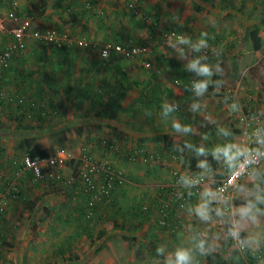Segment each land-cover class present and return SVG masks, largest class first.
I'll return each mask as SVG.
<instances>
[{"label":"rangeland","instance_id":"374dc122","mask_svg":"<svg viewBox=\"0 0 264 264\" xmlns=\"http://www.w3.org/2000/svg\"><path fill=\"white\" fill-rule=\"evenodd\" d=\"M15 1L18 10L22 7V2L28 5L34 0ZM139 2L141 12L135 16L125 5L117 1L81 0L79 3L78 0H65L60 6L68 18L61 25L66 24L67 28L78 29L83 24V27H80L83 28V37L98 45L114 41L150 46L149 52L123 59L130 61V67L134 64L136 72L148 73L155 76L154 79H164L162 83L165 89L170 84L175 87L181 85L182 74L195 75L203 79L211 75L205 91L196 88L192 93L202 92L203 102L199 106L208 109L213 104L214 108L217 107L214 112L215 124H219L226 131L221 133L224 144L233 145V128L242 131L244 127L243 118L239 119L237 116L236 120L233 118L234 108L237 111L243 110L244 115L246 107L250 106L249 110L254 111L262 120L264 130V28L259 30L258 35L263 48L258 51L251 50V54L244 53L245 47L253 44L254 38L251 39L247 33L254 24L259 23L264 13V0H212L209 4L200 0H139ZM8 8L7 3L0 0V15H4ZM75 8L83 13L82 16L78 15L77 22L76 18L72 19L77 13ZM9 27L10 25L7 29ZM77 34L74 36L82 37ZM7 36V30L0 31V49ZM202 40L203 45L200 43ZM32 43L38 45L32 37H28L26 47L17 52V55L23 56L30 51ZM79 49L83 50V55L94 52L90 48ZM30 55L28 53V61L23 60L19 67L17 61H12V57L0 76V90L4 94L0 97V203L6 200L3 213L0 214V225L2 223L1 227H4L3 232L14 228V236L5 234L2 239L0 264H47L51 261L55 264H176L177 250H186L189 253L188 264H215L213 258L207 257L211 245H214L211 242L216 241L219 243L221 258L230 264H243L241 252L237 250L233 240V231L244 238L248 254L253 253L248 264H264V203L256 199L257 196L264 197V167L255 171L254 175L252 173L253 178L248 175L242 179L241 187L239 185L238 190L234 192L233 203L229 209H225L216 201L217 196L214 192L215 179L223 177L229 168L223 161V156L221 155L219 160L226 165H222L219 171H214L213 175L207 172V169V171L200 169L203 176L198 192L188 204L177 208L180 218L189 216L187 219L189 223L186 222L178 228L184 236L179 237L182 241L177 240V247L170 242L162 243L161 241H164L162 234H158L153 228L147 229L146 224L140 223L134 225V232L124 231L130 237H134L132 246L122 240L121 220L130 216L135 208L142 209V212L145 207L148 209L147 204L143 202L128 203L118 208L117 202L93 199L91 194L86 193L79 185L71 196H67L66 190L56 184L34 183L27 171L17 173L19 158L22 155L19 139L24 135L31 136L40 148L48 151L49 155H54L61 149L69 152L71 159L68 160L67 169L70 171H74L78 156L85 154L108 161L111 165L112 160L121 161L125 164L126 170L138 169L142 172L150 165L155 169L168 167L170 173L161 178L160 185L166 186L178 181L180 187L177 188V196L181 198L185 190L192 189V185L186 182V179L193 170L182 163L180 153L171 155L169 159L163 154L159 158L152 155L154 157L149 161H143L142 152L139 157L134 156L135 159L130 157L129 153L139 147L144 152L147 146L156 152L161 147L158 134L149 137H134L131 134L135 130L132 128L134 125H138L139 135L147 134L152 128L148 129L142 122L133 125L124 120H109L111 124L118 125L116 127L121 131L129 132L125 135L118 130L113 131V126L106 125V121L103 120L97 123L95 120L86 119L78 121L72 111L81 106L80 97L70 98L64 94L53 97L58 98L53 104L52 96H45L43 93H48L47 89L49 91L53 89L48 86L47 78H43V75L34 69L44 62V58L38 56L39 63H35ZM145 60L149 63L148 68L141 64ZM234 60L243 68L239 67L235 82L230 83L228 78ZM193 62H198L195 68L192 66ZM44 66L42 64V67ZM200 66H207L210 74H200L198 72ZM244 69L246 72H243ZM243 73L251 79H240L239 76ZM164 99L165 111H162L161 115L165 125L174 124L179 116H183L184 122L179 131L171 125L166 128L178 138L185 128L192 127L191 121L196 119L194 116L197 112L186 110L184 102L175 101L172 93L164 96ZM32 102L33 108L40 112L39 117L32 111L29 113L26 110L28 107L25 108V104L29 106ZM172 104L175 106H171ZM168 109L171 110L167 111ZM68 111L72 112L69 118L66 116ZM199 115L205 119V110L200 109ZM24 123L32 126L30 131L17 128ZM262 134L264 135V131ZM199 138H203L206 144L210 143L209 139L213 142L220 141L218 131H211L209 134L207 131L203 132ZM147 139L150 140V144L149 141L145 144ZM200 146L199 143L193 145L198 152L196 155L199 156H205L220 147L217 145L214 149H209L203 143ZM201 148L204 149L203 153L199 151ZM164 161L170 162L166 165ZM173 165H177L178 171L171 168ZM116 170L123 172L122 169ZM135 174L138 175L133 172L131 174L133 178H127L129 183L154 184V180L151 181L149 178L147 180L146 177L141 180ZM11 188L18 191V194L10 196V192L13 191ZM44 188L49 190L46 191ZM143 195L142 192L140 197ZM197 197L198 212L206 211V218L198 214V217L203 218L204 226L198 225L196 220L191 218L190 213H187L190 209L186 211ZM249 201L255 204L252 212L255 219L240 215L241 208ZM44 207L50 211L43 222L38 224V216ZM157 213H160L159 210ZM155 226L156 229L161 228L159 222ZM102 232L103 235L97 237V234ZM91 238L95 240L92 245ZM201 241L204 242L203 251L199 247ZM159 244H163L169 253L165 260L156 252ZM71 257H75V260L70 259Z\"/></svg>","mask_w":264,"mask_h":264},{"label":"crops","instance_id":"0c3cea01","mask_svg":"<svg viewBox=\"0 0 264 264\" xmlns=\"http://www.w3.org/2000/svg\"><path fill=\"white\" fill-rule=\"evenodd\" d=\"M36 1L37 0H34L32 3H29L28 5H24L26 3H23V2L22 4L20 3L22 7L21 8L19 7L17 11L19 12L20 15L33 14L31 13L32 12L31 8H33L32 5ZM44 1H45V6L43 7V14L38 17L36 16V21H35L36 26L40 25L43 28L46 26H50V25L55 26L62 32L71 34L72 36L79 33L77 35L82 36L79 38H86L89 40V38L83 37V28H80V27H83V24L80 27H78V29H75L74 27H72V29L67 28L65 26L66 24L61 25L62 22L67 21V18H68L66 12L60 6L65 0H44ZM80 1L81 0H78L79 3ZM112 1H117V0H112ZM79 3L77 4L78 6H80ZM80 7L82 8L81 10H83V7L82 6ZM76 9L78 10V8H75V10ZM77 10H76L77 13H75V16L72 17L73 20H75L74 18H76V22L79 19L78 15L79 16L83 15L81 11H77ZM262 16H264V13ZM46 19L48 21L45 22ZM89 27L90 25L87 26V28ZM260 30H263V27H261ZM247 34L252 39V32H248ZM254 42L255 41H253V43ZM41 44L42 43H38V45L34 43L30 44V51H27L26 53H24L23 56H20L19 54L17 55V53H14L12 55L13 57L12 61L13 62L17 61V64H18L17 66L19 67V64H21L23 60L28 61V58H29L28 53L31 54L30 57L34 59L35 63H39L37 58L38 56L40 57L42 56L44 58V62L40 63L39 67H34V69L36 70L38 74H42L43 78H47L49 82L48 86H50V88L53 89L52 91H49V89H47L48 93L47 92H43V93L45 94V96H52L51 99L57 96H64V94L69 95L70 98L80 97L81 98L80 105L82 106V109H81V106H78L77 109H73L72 111L76 114L78 121H83L86 119V120H95V122L97 123L98 121L103 120V121H106V125L113 126V128L118 125L111 124L109 120H113V121H115L116 119H119L121 121L124 120L126 122L128 121V123L133 124V125L134 123L139 124L140 122H142V124H145L148 127V129L152 128L151 131L148 130L147 134L139 135V133H137L138 125H134L132 128H134L135 130L131 134L134 137H137V136H144V137L148 136L149 137L151 135L158 134V137H159L158 139L160 140L161 147L157 149V152L154 149L152 150L150 146H147L144 148L145 152H147L148 154L156 155L157 158H159V156L163 154L165 158L169 159L171 155L175 153H180L182 155L181 156L182 163L186 167H189V169L192 166L189 163V157L192 155L194 157H197L193 165H198L197 168L199 169H204V170L207 169L208 171L207 170L206 171L209 172L211 175H213V172H211V169H210L212 165L215 164V167H214L215 172L217 170L219 171V168H221L222 165L223 166L226 165L222 163L221 160H219L220 158H217L216 156H214V150L205 156H199V155H196L198 152L196 148L193 147V145L198 144V143H199V146L200 144L203 143V145L209 149L211 148L214 149L217 145H220L219 148H223L224 146H226V143L224 144L222 136H221V133H224V132L226 133V131H224L223 127L220 126L219 124H215L216 113L214 112L217 110V107L214 108L213 104L210 105L208 109L207 107L204 108L202 106H199V104H202L201 102H203L201 93L208 88L207 83H209V81L211 80V75H208L206 79L200 78L199 76H195V75L194 76L180 75V80L182 82L181 85L179 84V86L175 87L170 84L168 85L169 87H167L168 89L167 88L165 89L163 87L164 84L162 83L164 82V79H160V78L154 79L155 76H152L148 73L146 74L143 72L134 71V68H133L134 64H132V66L130 67V64H131L130 61H126L119 55L111 54L109 57L103 58L99 55L98 51L94 49H91L94 51L93 54L83 55V50L79 49L82 47H79V48L78 47H72V48L66 47V48L57 49L52 45H44V44L41 45ZM260 45L261 47L259 49L258 48L256 49L254 44H251L250 47L246 46L244 53L251 54V50H255V51L261 50L263 48V44L261 40H260ZM78 51L80 52L77 54ZM25 55H27V57H25ZM17 56H20V58ZM118 57H121V58H118ZM212 60L214 59L212 58ZM42 64H44L45 66L42 67ZM135 67H138V66H135ZM239 67L240 69L243 68L237 62V71H239ZM243 72H246V69H244ZM230 75L231 73L229 74V78H228L229 82H230L229 80ZM239 78L243 80L251 79V78H248V76L245 73L240 75ZM235 80L236 79L234 78V82ZM191 81H196L197 82L196 86L204 82L206 83V87L204 90H202L201 93L194 94L192 93V91L196 89L197 87L193 86ZM170 93H172V95L176 98L175 101L180 100L181 102H184V107L186 110L189 109L190 111L191 109L194 113L197 112L196 116H194L196 119L195 120L192 119L191 121L193 123L192 127H190L188 131L186 132L184 131L183 134H181L180 137L178 138L166 130L168 125H171V127H173V124L168 123V125H165V121H163L164 118L161 115V112L165 111V109H163V100H165L164 96H166L167 94L169 95ZM156 95H158V97ZM53 100H54L53 101V104H54L58 100V98H54ZM171 106H175V105L172 104ZM200 109L205 110V114H206L205 119H202V117H200L199 115ZM153 111H157V112L153 113ZM68 112L69 113L66 116L69 118L72 112L71 111H68ZM102 112L113 115V118L107 119V118L101 117L100 113ZM233 113H234L233 117L237 116L238 118L242 116L243 110L237 111V109L234 108ZM81 114L82 116H80ZM130 121H132V123ZM183 122L184 121H183L182 115L179 116L178 119H176V124H179L180 126H182ZM117 130L119 133L123 132L120 129H114L113 131L116 132ZM206 131L208 134L211 131H214V132L218 131L220 141L213 142L211 141V139H209L210 143L206 144L203 138H199L200 135H203V132H206ZM123 133L127 135V133L129 132L127 131ZM187 133H190L192 135H188ZM176 134L178 133L176 132ZM164 135H171L174 140L180 139L182 141H185L187 144V149H185V151L178 150L177 152H165L162 148ZM232 140H233V145L236 148H243L242 131H240L239 128L237 129L233 128ZM147 141H149V144H150L149 139L145 140V144H148ZM140 148L141 147L137 148L136 151L130 152L129 154H134L136 158L139 157L138 155H140V151H139ZM233 150L235 151V148ZM153 153H156V154H153ZM184 154L186 155V157ZM120 155L122 154L120 153ZM210 155L215 160V163H211V160L209 158ZM163 156L162 158H164ZM148 159L151 160L152 157L151 158L148 157ZM202 159L203 161H201ZM169 162L170 161H164L163 163L167 165V163ZM112 163L116 169L117 168L122 169L123 171L122 173L125 176L126 180L127 178L128 179L133 178L131 175L133 174V172L138 173V175L135 174V176L140 177L141 180L143 177H146L147 180L148 178L151 181L154 180V184L149 183V182H144L138 185L129 183L127 180V184L123 188L116 190L113 193L115 195L113 202H117V204L119 205L118 208H120V206H123L125 204L134 203V202H136V204L138 202L139 204L144 203V204H147V206L149 207L148 209H146L145 207L146 211H148L149 213L148 216H146V214L145 215L141 214L138 208L137 209L135 208L133 209L134 211L130 216H128L127 218H123V220H121L120 224L123 225V222L124 224H127V225L133 224V226L138 223L146 224L147 229L153 228L154 230H156L158 234H162L161 236L164 240V241H161L162 243L170 242L173 246L177 247L178 246L177 240L182 241V239L179 237L184 236V234H182L181 231H178L179 230L178 228L182 227L186 222H188L187 221V219H189L188 215L185 217H181V219L173 215L172 219L179 220V222L172 221V219L170 218V221H172L173 226L165 230L162 227L156 229V226H155V224L160 219V213H157V210H159V204H161V199L166 198L165 197L167 196L166 191L168 190L167 186H169V185H166V186L160 185L159 181H161V178H163L164 176H167L170 173L168 167H164L167 169H162V167L161 169L160 168L155 169V168H152V165H150L149 168L143 169L141 172L138 169L134 171L132 169L126 170L125 164H123L121 161L112 160ZM171 168L174 171L175 170L178 171L177 165H173ZM202 176H203V173H202ZM249 176L253 178L252 174ZM174 183L180 185L178 181ZM169 184L171 185L173 184V182ZM75 188L76 186H74V188L69 190L68 192L72 194ZM142 192L144 195L140 197V194ZM66 195L68 196V194ZM169 198L170 196H167V200ZM135 199H137V201H134ZM198 201L199 199L197 197L195 201L193 200L190 203L186 211L190 209V212H187V213H190L191 218H194L198 225L204 226V223L202 222L203 218L198 217V209H197L199 207ZM232 203H233V199L230 203V208H231ZM170 204H173V201H171ZM186 211H184V213ZM138 213L140 214L138 215ZM168 217H172V216L166 215V218ZM129 227L131 226L129 225ZM124 231L125 230H122L123 234H125ZM164 231H167V233ZM122 240L124 239L122 238ZM211 244H214V245H211L212 247L219 248V245H218L219 243L217 241L211 242ZM157 248H158V250L156 251L157 254L159 256L160 255L163 256L164 257L163 259L165 260L169 253L165 250V248L163 247V244L161 245L159 244Z\"/></svg>","mask_w":264,"mask_h":264},{"label":"built area","instance_id":"2783aa9c","mask_svg":"<svg viewBox=\"0 0 264 264\" xmlns=\"http://www.w3.org/2000/svg\"><path fill=\"white\" fill-rule=\"evenodd\" d=\"M7 3L9 6L7 12L4 15H0V31H6L8 37L0 49V76L3 71L8 67L11 57L14 53L22 51L27 45V38L32 37L37 43H42L44 45H52L57 49L66 47H82L97 50L99 55L103 58L104 53L107 52V57L111 54H116L122 58L133 57L138 54H143L149 52L150 46L148 45H133L129 43H118L114 41H106L101 45L93 43L91 40L86 38H79L72 36L71 34L60 31L55 26L37 27L35 25L36 17L33 15H20L16 10L15 0H1ZM100 2H108L111 0H99ZM121 2L129 11L137 16L141 12V5L139 0H117ZM10 25L9 29L7 26ZM142 66L145 68L149 67L147 60L143 61ZM3 96V93L0 92ZM248 107V106H247ZM245 114L239 117L243 118L244 127L242 130V140L243 148L255 149L259 147L256 143L257 135H263V122L254 111H250V106L247 108ZM236 120V117H233ZM143 161H148V157L151 155L143 154ZM134 154L130 157L135 159ZM20 161L17 166V173L22 174L25 171L31 174L32 182H37L41 180H51L56 185L68 189L74 185H79L86 193H90L93 199L103 200V198H109L111 193L116 190L123 188L127 184V180L122 172L116 170L113 165L108 161L95 159L92 157L82 156L79 159L80 163L77 170L70 171L67 169L68 160L71 159L69 152L64 150H59L57 153L51 156H34L30 157L28 155L22 154L20 156ZM243 157H240V162H243ZM264 167V157L258 158L256 163L244 169L241 167L239 171L236 172L235 178L232 175V169L228 168L226 174L219 178L217 184L214 188V192L217 196L216 201L220 202L225 209L230 208V203L233 199L234 192L238 189L239 183L242 179L255 171ZM202 180L199 178V174L189 176L186 182L196 188V193L198 192V186ZM178 184H171L167 186L171 188L169 192L171 200H176L175 196L178 195L177 188ZM183 202L180 204L184 205L187 201L181 199ZM105 201H110L106 199ZM174 202V201H173ZM169 203V204H170ZM6 205V200L0 203V210H2ZM170 208L172 204L169 205ZM179 206V207H180ZM178 206H176L174 216L179 217ZM160 215L166 214V210H159ZM160 223L165 222L164 220H159ZM234 243L238 251L241 252L243 264H248L252 258V254L249 255L245 247L244 239L241 236H236L233 238Z\"/></svg>","mask_w":264,"mask_h":264},{"label":"trees","instance_id":"16d2710c","mask_svg":"<svg viewBox=\"0 0 264 264\" xmlns=\"http://www.w3.org/2000/svg\"><path fill=\"white\" fill-rule=\"evenodd\" d=\"M200 1L203 2V3L209 4V3H211L212 0H200ZM32 6H33V8H31V11H32L31 13H33V14H30V15H33L35 17L36 16L37 17L41 16L43 14V7L45 6V1L44 0H37L35 3H33ZM260 26H262L264 28V16H262L261 19H259V23L258 24H254V26L249 31V32H252V39L254 38V41H255L253 44H254L256 49L257 48L259 49L261 47L259 36H258L259 35V30L261 28ZM236 71H237V62H236V60H234L231 63V70H230L231 75H230V79H229L230 83L234 82ZM182 75H185V74H182ZM191 83L193 84V86H196V84H197L196 81H191ZM0 92H1V90H0ZM3 96H4V94H3ZM0 97H2V95H0ZM33 104H34L33 102L29 103V106H26V104H25V108L28 107V108H26V110L29 111V113H30V111H32L34 114H36V116L39 117L40 112H39L38 109L35 110L33 108ZM100 116L104 117V118H107V119H112L113 118V115H111L109 113H104V112L100 113ZM17 128L23 129L25 131H30L32 126H30L29 124L24 123V124H21V125L17 126ZM112 129L114 130V129H118V128L114 127ZM19 140H20V151H21L22 154L28 155L30 157H34V156H51V155H49L48 151L45 148H40L34 142V139L31 136H24L23 135ZM162 145H163L162 148H163V150L165 152H177L178 150L185 151V149H187V144H186L185 141H182L180 139L174 140L171 135H164L163 136ZM139 151L142 152L143 154H146L147 156L150 155V154H147V152H144L142 149H140ZM82 156L90 157L89 155L82 154V155L78 156V158H80ZM185 157H186V155H185ZM196 158L197 157H194L192 155L189 157V163L192 165L190 169H193V171L188 175V177L189 176H193V175L198 173L199 174V178L202 180V173H201L200 169L197 168L198 165H193V163L196 161ZM209 158L211 160V163H215V160L213 159V157L211 155L209 156ZM79 163H80V161H79V159H77L76 160V164H75L74 169H73L74 173L77 170V167H78ZM214 167H215V164L212 165V167L210 168L211 172H214ZM29 175L31 177L30 173H29ZM217 181H218V178L215 179L214 183L217 184ZM38 182H40V183H45L46 182V183H48V185L55 184L51 180H41V181H37L35 183H38ZM216 184H215V186H216ZM239 185H240V183H239ZM74 186L77 187V185H74ZM74 186H72V187H70L68 189H65L66 190V194L71 195V193H69L68 191L73 189ZM179 187H180V185H179ZM167 189L168 190L166 191V195L168 196L169 192L171 191V188L167 187ZM11 190H13V191L10 192V196L18 194V191H15L12 188H11ZM17 190H19V189H17ZM44 190L48 191L49 188H44ZM195 195H196V188L195 187H192V189L190 191H186L185 190L182 198L180 196H175L176 200H171V201H174L171 208L169 206L170 202H169V199L167 200V196H165L166 198L161 199V204H159V210H162V209L166 210V214L163 215V216L160 215V219L159 220H161V221L164 220L165 221L163 223H160V226L162 228H164V229H167V228L173 226L172 225V221L179 222V220L172 219L173 218V214H174L175 209H176V206H178V207L180 206V204L183 202L181 199H183V198H184L185 201H187L186 204H188L192 200L193 196H195ZM114 196L115 195L113 193H111L109 198H103L102 201L108 199V200H110V203H111V202L114 201ZM180 207H183V205H181ZM3 210H4V208L2 210H0V214L3 213ZM49 211L50 210L47 207H44L43 212H41L40 215L38 216V219H37V223L38 224L43 222V220L47 217ZM139 211L143 215L146 214V216H148V214H149L148 211H146V209L144 210L145 212L144 211L142 212L141 210H139ZM139 214L140 213H138V215ZM166 215H169V216H172V217L166 218ZM140 216H142V215H140ZM170 218L172 219V221H170ZM129 225L131 227H129ZM1 226H2V223L0 225V247H1L2 239L5 236V234H7L8 236H11V237L14 236V230H13L14 228L13 227L9 231L3 232L4 231L3 230L4 227H1ZM15 228H16V226H15ZM134 228H135V226H133V224H128L127 225V224H124V222H123V225L120 227V229L128 231V232L129 231L130 232H132V231L134 232L135 231ZM102 235H103V232L101 234L98 233L97 237H101ZM122 238L125 240V242L128 243V245L132 246V240H133L134 237H130V235L125 233V234L122 235ZM241 238H243V237L241 236ZM94 242H95L94 238H91L90 239V245H92ZM208 255L209 256L207 258H213V261H214L215 264H230L228 261H226L223 258H221L222 256L220 255V252H219L218 248L211 247L210 251H208ZM70 259L75 260V257H71ZM47 264H55V262L51 261V262H49Z\"/></svg>","mask_w":264,"mask_h":264},{"label":"clouds","instance_id":"9594fccd","mask_svg":"<svg viewBox=\"0 0 264 264\" xmlns=\"http://www.w3.org/2000/svg\"><path fill=\"white\" fill-rule=\"evenodd\" d=\"M202 45L204 44V41L202 40L200 42ZM104 57L107 58V52L104 53ZM198 62H193V67L195 68ZM198 72L200 74H210V69L207 66H200L198 68ZM198 90H204L206 87V83L202 82L198 84L197 86ZM171 109H168L170 111ZM180 125L174 123L173 128H175L177 131L180 130ZM184 131H188L187 128L184 129ZM264 131V130H262ZM256 143L259 145V147L255 149H249V148H236L234 145H226L223 148H217L214 150V156L219 158L221 155L224 158L225 163L228 165L230 169H232V175L233 178H235V174L237 171L243 167L244 169H247L248 166L256 163L258 158L264 157V135H257ZM235 148V151L233 150ZM201 153H203L204 149H199ZM240 157H243V162H240ZM254 175V173H253ZM257 201L260 203H264V197L257 196ZM255 208V204H253L251 201L248 202V204L241 208L240 215L241 217H250L252 219H255V217L252 215L253 209ZM198 214L201 217L206 218V211L201 210L198 212ZM220 214L219 211L217 213ZM232 235L234 237L238 236V232L233 231ZM199 247L201 251L204 249V242L201 241L199 244ZM162 251V250H161ZM176 264H188V261L190 259L189 253L186 250H177L176 252Z\"/></svg>","mask_w":264,"mask_h":264}]
</instances>
